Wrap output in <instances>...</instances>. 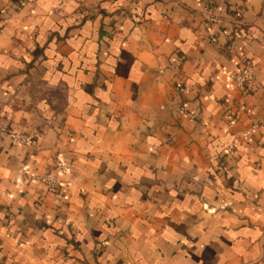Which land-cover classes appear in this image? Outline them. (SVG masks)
I'll return each mask as SVG.
<instances>
[{"label": "crops", "instance_id": "1", "mask_svg": "<svg viewBox=\"0 0 264 264\" xmlns=\"http://www.w3.org/2000/svg\"><path fill=\"white\" fill-rule=\"evenodd\" d=\"M0 264H264V0H0Z\"/></svg>", "mask_w": 264, "mask_h": 264}, {"label": "built area", "instance_id": "2", "mask_svg": "<svg viewBox=\"0 0 264 264\" xmlns=\"http://www.w3.org/2000/svg\"><path fill=\"white\" fill-rule=\"evenodd\" d=\"M253 75L252 67L251 66H246L240 71L236 72L234 75V83L236 84L237 87L240 89H244L250 82L251 78ZM241 109L246 110V106H242ZM260 124L257 121H253L252 127L253 128H258ZM232 127V123L229 124L228 128L230 129ZM30 140V138L25 135V134H16L13 135V142L14 143H26ZM53 169L57 171L58 173H66L68 167L65 163L62 161H57L55 165L53 166ZM52 168L51 169H46V171L42 174L39 175L37 178L40 179L41 181L45 182V184L48 185L49 188H57L61 183L60 180L57 179L52 175Z\"/></svg>", "mask_w": 264, "mask_h": 264}]
</instances>
